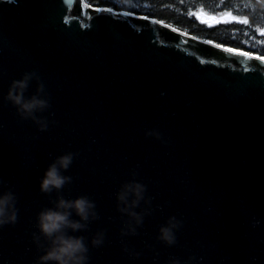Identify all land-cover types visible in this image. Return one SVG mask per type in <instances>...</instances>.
Here are the masks:
<instances>
[{
	"label": "water",
	"instance_id": "obj_1",
	"mask_svg": "<svg viewBox=\"0 0 264 264\" xmlns=\"http://www.w3.org/2000/svg\"><path fill=\"white\" fill-rule=\"evenodd\" d=\"M31 71L50 96L38 114L45 132L3 100ZM35 89L33 81L26 96ZM153 129L167 146L145 136ZM69 152L78 155L63 175L73 181L60 195L88 196L100 215L74 234L88 238L89 264L189 255L196 264H264V57L85 0H0V193L14 189L19 209L15 226L0 228V264L44 254L32 234L57 193L42 194L40 182ZM133 170L153 209L139 235L123 238L138 259L122 251L115 198ZM170 216L183 227L166 247L157 236ZM101 229L105 244L93 248Z\"/></svg>",
	"mask_w": 264,
	"mask_h": 264
},
{
	"label": "clouds",
	"instance_id": "obj_2",
	"mask_svg": "<svg viewBox=\"0 0 264 264\" xmlns=\"http://www.w3.org/2000/svg\"><path fill=\"white\" fill-rule=\"evenodd\" d=\"M252 9L254 12L259 9L261 13H264V0H252ZM33 81L36 84L35 93L26 96ZM3 100L5 104L10 103L16 109L15 114L20 121H32L40 132L48 130V119L38 114L44 113L51 107L50 96L36 71L25 72L20 79L13 80ZM145 136L153 137L167 146L168 141L165 140L163 133L156 129L146 131ZM77 155L78 153L69 152L55 158L40 182L42 194L50 196L55 191L57 195L55 200H50L53 207L41 209L36 217L35 227L38 229V234H32L33 242L44 254L38 256L35 264H89L88 238L74 234L89 231V225L100 219L97 205L88 196L81 195L76 199H65L60 195L61 190L73 181V177L63 175V172L71 167ZM130 175L132 179L122 184L116 193V211L122 218L120 230L122 251L131 258L138 259L140 253L125 244L123 238L139 235L137 229L143 226L145 217L153 213L152 197L146 195L147 185L136 180L138 171L133 170ZM5 186V182L0 179V187ZM17 202L18 196L14 189L9 188L0 193V228L8 225L15 226L18 222ZM142 204L143 208H141ZM138 208L140 211H137ZM73 216L78 219H74ZM259 223L260 221L256 220L254 226ZM182 227V220L177 219L176 216H170L165 224L159 227L157 241L166 247L176 246L178 244L176 234ZM106 232V229L95 232L91 239L93 248L104 246ZM155 255L158 257L159 253ZM196 262L197 257L194 255H189L184 260L170 256L167 264H196Z\"/></svg>",
	"mask_w": 264,
	"mask_h": 264
},
{
	"label": "trees",
	"instance_id": "obj_3",
	"mask_svg": "<svg viewBox=\"0 0 264 264\" xmlns=\"http://www.w3.org/2000/svg\"><path fill=\"white\" fill-rule=\"evenodd\" d=\"M157 19L196 37L264 57V13L252 0H85ZM245 21H247L245 23Z\"/></svg>",
	"mask_w": 264,
	"mask_h": 264
},
{
	"label": "snow or ice",
	"instance_id": "obj_4",
	"mask_svg": "<svg viewBox=\"0 0 264 264\" xmlns=\"http://www.w3.org/2000/svg\"><path fill=\"white\" fill-rule=\"evenodd\" d=\"M247 21H245V23H246ZM224 51H226V52H231V51H233V49H229V48H225L224 49ZM241 55H247V53H240Z\"/></svg>",
	"mask_w": 264,
	"mask_h": 264
}]
</instances>
